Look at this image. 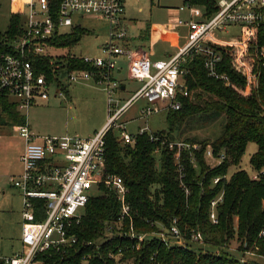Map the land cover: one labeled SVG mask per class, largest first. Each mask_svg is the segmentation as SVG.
Wrapping results in <instances>:
<instances>
[{
  "label": "built area",
  "instance_id": "obj_1",
  "mask_svg": "<svg viewBox=\"0 0 264 264\" xmlns=\"http://www.w3.org/2000/svg\"><path fill=\"white\" fill-rule=\"evenodd\" d=\"M124 1L9 0L11 16L22 17L24 24L22 34L14 39L9 50L0 53V94H7L16 104L17 110L25 116L23 112L48 102L52 93L55 98L68 100L67 90L72 84L93 81L103 86L107 93L110 116L107 125L89 138L39 137L31 131L28 122L16 127L26 141L21 156L22 173L11 180L21 192L23 200L22 250L10 257L0 256L1 264H43L42 256L78 245L79 240L71 234V228L80 222L89 200L98 196L92 192L96 191L99 195L103 193L102 186L116 195L121 207L117 227L121 230L124 222L129 221V232L125 235L137 240V250L142 243L154 238L169 248L187 245L176 221L169 229L158 224V231L136 233L133 227L134 212L128 202L129 188L122 177L107 172L106 136L114 131L120 144L133 145L139 136L147 133L152 142L174 152V164L180 180H183L185 153L190 154L191 162L196 165L194 152L201 151L202 146L185 141H170L165 135L152 132L148 126L140 128L135 135L129 134L127 123L120 122L122 115L140 100H144L145 105L139 112V119L181 110V99L192 97L186 81L188 70L183 68L190 57L203 58L208 76L231 88V78L219 71L225 54L230 58L233 70L246 80V87L240 93L248 96L256 90L260 77L256 66L264 59V46L259 44L264 34V0H212L211 12L206 5L184 0L182 6L172 10L178 13L176 23L189 28L188 41L177 54L159 61H153L147 52L132 46L129 28L124 24ZM196 6L205 9L200 14L201 19H195ZM184 12L189 13L186 20L181 16ZM88 16L110 22L109 39L101 48L102 55L72 56L83 60L91 69L72 72L63 69L66 82L60 79L62 71L54 80H49L37 68L36 60L45 56L55 58L51 52L57 49L49 43L56 35L70 33L77 27L74 17ZM233 29L238 31V35L221 37L222 34H231ZM120 58L127 63L130 79L142 84L124 105H120V99L114 98L115 93L125 89L116 78ZM205 158L209 162L215 161L216 164L211 167H217L227 159V154L222 151L216 157L213 149L208 147ZM250 176L257 180L259 173L252 171ZM219 181L220 178H217L214 183ZM186 192L189 193L188 190ZM223 196L221 193L211 202L210 219L214 225L218 224L217 208L223 202ZM41 210L44 218L35 221ZM123 234L119 233L120 237ZM107 236L113 238L112 227L108 229ZM101 243L84 244L98 248ZM190 243L206 245L201 232L193 233ZM247 246L246 243L243 245L244 255L258 257L254 251L246 249ZM227 248L226 251L230 252L229 245ZM111 257L119 264L120 255ZM89 259L88 255L82 257L84 264ZM240 262L245 263L247 260L242 258Z\"/></svg>",
  "mask_w": 264,
  "mask_h": 264
},
{
  "label": "trees",
  "instance_id": "obj_2",
  "mask_svg": "<svg viewBox=\"0 0 264 264\" xmlns=\"http://www.w3.org/2000/svg\"><path fill=\"white\" fill-rule=\"evenodd\" d=\"M193 3L206 5L212 11V0H194ZM23 24L22 17L11 16L7 32H0V53L7 52L10 42L22 34ZM87 33L77 26L70 33L56 35L49 45L56 49L72 48ZM259 44L264 46V34ZM64 59L66 64L57 67L58 63L55 66L52 58L39 57L37 68L49 80L58 77L63 69L67 72L91 69L83 60L70 55ZM183 68L188 70L186 81L192 97L181 99V110L167 113L169 133L156 134L173 141L172 133L192 117L203 115L208 119L223 117L221 135L213 142H200L201 151L194 152L196 165L191 162L190 154L185 153L183 180L174 164V152L152 142L147 133L139 136L133 145H122L117 134L110 131L106 136V166L109 174L122 177L129 188L128 202L134 212L136 233L158 231V224L169 229L176 221L187 241L186 247L169 248L154 238L142 243L137 250V240L125 235L129 232V221L124 222L121 230L117 227L121 207L116 195L102 186L103 193L89 200L80 222L71 228L70 232L77 236L79 244L42 256L43 264H84L82 257L85 255L90 256L87 264H116L111 255H120L119 264H262L251 258L241 263L226 250L236 240L242 252L246 243V249L264 258V59L256 66L259 86L248 96L240 93L246 87V80L233 70L230 58L225 54L219 71L231 78V88L208 76L201 57L188 58ZM203 95H208L209 100H203ZM26 123V117L17 110L16 104L7 94L1 93L0 127H19ZM186 142L197 144L196 140ZM250 143L258 146L250 160L252 171L259 173L258 179L253 180L245 170H238L228 178L229 169L240 165ZM208 147L213 149L216 157L225 151L227 159L221 165L211 167L205 158ZM217 178L220 181L215 184ZM221 193L224 194L223 202L217 208L218 224L214 225L210 219L211 202ZM43 218L41 210L35 221ZM110 227L114 234L111 239L107 236ZM121 232L124 234L120 237ZM195 232L202 233L209 250L194 249L195 245L190 241ZM100 241L103 242L98 248L84 244Z\"/></svg>",
  "mask_w": 264,
  "mask_h": 264
},
{
  "label": "rangeland",
  "instance_id": "obj_3",
  "mask_svg": "<svg viewBox=\"0 0 264 264\" xmlns=\"http://www.w3.org/2000/svg\"><path fill=\"white\" fill-rule=\"evenodd\" d=\"M184 0H126L124 3V24L129 28V36L132 46L140 44L150 49L152 54L174 55L188 41L189 28L176 23L178 13L172 10L182 6ZM202 6L194 8L195 19H201L204 13ZM182 19H188L189 13L181 14ZM11 20V7L9 0H1L0 7V32L6 33ZM80 20V22H79ZM76 25L88 31L82 40L72 48H58L51 54L53 64L57 67L65 65V57H100L101 46L109 39L110 22L92 16L79 19L74 17ZM238 35V31L231 34H222L221 37L229 38ZM14 40L10 42L13 44ZM9 44V45H10ZM138 48V47H137ZM144 47H141V49ZM57 56V57H56ZM163 58H165L163 56ZM122 58H120V61ZM120 81L126 86V91H118L114 98L120 99V105H124L134 93L141 87L137 80L130 79L128 66L125 62ZM66 72L62 71L60 79L66 82ZM68 100L52 96L48 102L40 106H34L23 112L26 116L31 131L39 137H64L77 136L80 138L93 136L99 132V128L108 121V98L103 86L93 81H80L72 84L69 88ZM208 95H203V100H209ZM42 104V103H41ZM200 104L203 105L201 101ZM145 105L144 100L132 104L122 115L120 122L127 123L129 134L135 135L140 128L148 126L152 132L169 133V124L166 121L167 113L153 115L148 119H139V112ZM224 125L223 117L206 118L203 115L192 117L182 128L172 133L173 141L196 140L215 141L222 133ZM188 143V142H187ZM25 148V139L21 137L16 127H0V256L10 257L22 250V227H23V200L21 192L14 187L11 180L21 170L19 161L20 151ZM258 150L255 143H250L239 166L229 169L228 178L238 170L252 172L251 157ZM209 162V161H208ZM212 162V163H211ZM213 166L215 161H210ZM92 194L99 195L96 191ZM103 242V241H102ZM204 248L206 245L196 244L195 250ZM230 253L241 260L254 259L264 264V258L244 255L240 244L235 240L229 244ZM124 264V263H121Z\"/></svg>",
  "mask_w": 264,
  "mask_h": 264
},
{
  "label": "crops",
  "instance_id": "obj_4",
  "mask_svg": "<svg viewBox=\"0 0 264 264\" xmlns=\"http://www.w3.org/2000/svg\"><path fill=\"white\" fill-rule=\"evenodd\" d=\"M126 1V0H125ZM125 1H124V3H125ZM175 12V11H174ZM79 19H84V18H79ZM126 20V19H125ZM79 22H80V20H79ZM78 26H80L81 27V25H78ZM130 37V36H129ZM131 43H133V42H131ZM135 46L134 47H138V49L140 50V51H144V52H147L148 53V55H149V57L153 60V61H159V60H165V59H167L169 56H172V54H170V53H167L166 55H163L165 58H163V56L162 55H160V54H158V53H156V54H152V52L150 51V49H147V47L144 45H142V46H140V44H134ZM103 46V45H102ZM102 46H101V48H102ZM141 47H144V48H142L141 49ZM184 47V46H183ZM182 47V48H183ZM181 48V49H182ZM180 49V50H181ZM179 50V51H180ZM178 51V52H179ZM100 52L102 53V49H100ZM178 52H176L175 54H177ZM174 54V55H175ZM102 55V54H101ZM125 60L122 58V60L120 61V63H119V68H118V71L116 72V78L119 80V81H122L121 79H120V75L122 74V72H123V66H125L124 64H125ZM123 84V83H122ZM124 85V84H123ZM124 90L123 91H126V86L124 85ZM67 92H68V94H69V89L67 90ZM45 103V102H44ZM40 105H43V103L42 104H40ZM40 105H36V106H40ZM108 122V121H107ZM107 122L106 123H104L100 128H99V131H101L106 125H107ZM89 137H91V135H89L88 137H85V138H89ZM25 146H26V141H25ZM24 150H25V148L22 150V151H20V155H19V161L21 162V156L23 155V153H24ZM21 165H22V162H21ZM22 166H21V170L16 174V176H19L21 173H22Z\"/></svg>",
  "mask_w": 264,
  "mask_h": 264
}]
</instances>
